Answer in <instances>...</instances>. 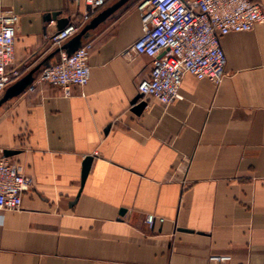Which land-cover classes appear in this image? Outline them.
<instances>
[{"label":"crops","instance_id":"1","mask_svg":"<svg viewBox=\"0 0 264 264\" xmlns=\"http://www.w3.org/2000/svg\"><path fill=\"white\" fill-rule=\"evenodd\" d=\"M143 1L87 33L90 82L66 93L36 81L67 54L69 40L51 41L59 21L79 22L86 6L0 0V16L18 19L9 71L21 76L8 88L31 78L0 105V157L35 180L22 210H0V264H264V22L221 38L220 85L185 74L182 100L143 99L137 114L152 69L151 57L132 51ZM149 215L164 221L150 227Z\"/></svg>","mask_w":264,"mask_h":264},{"label":"built area","instance_id":"2","mask_svg":"<svg viewBox=\"0 0 264 264\" xmlns=\"http://www.w3.org/2000/svg\"><path fill=\"white\" fill-rule=\"evenodd\" d=\"M77 1L87 8L82 19L57 31L51 38L53 46L60 47L76 36L107 0ZM138 10L142 36L133 44L132 51L152 58L149 77L139 84L138 91L143 99L151 98L165 106L182 100L185 74L220 85L227 62L221 38L232 32H249L264 22V7L257 0H144ZM17 21L16 16L7 12L0 16V98L21 76L20 69L9 71L14 61ZM92 51V43L86 42L73 54H64L58 63L42 70L36 84L62 87L66 93L73 86H87ZM34 187L32 176L21 173L10 160L0 157V210H22L24 194ZM156 221L162 223L164 219L146 217L150 227ZM212 259L227 262L231 258Z\"/></svg>","mask_w":264,"mask_h":264},{"label":"water","instance_id":"3","mask_svg":"<svg viewBox=\"0 0 264 264\" xmlns=\"http://www.w3.org/2000/svg\"><path fill=\"white\" fill-rule=\"evenodd\" d=\"M131 0H120L113 6L103 10L100 14H98L95 18L89 22L83 30H81L76 36H74L71 40H69L66 45L64 46V49H66V52L68 55L73 54L76 52L81 46L83 38L86 37L87 33L91 30L96 29L99 27L102 23L106 22L110 17H112L120 8H122L124 5H126ZM58 14H52L47 16V20L52 21L54 20ZM68 20L63 19L59 21V31L65 29L67 26ZM31 83V78H25L19 82H17L15 85L9 87L5 94L0 98V105H2L4 102L9 100L10 98L20 94L22 91L25 90V88ZM133 104H136L135 112L137 114H140L147 106V102L143 100V95L139 94ZM17 152L11 151V150H5L4 156L9 157L10 155L16 154ZM94 157L88 156L85 158L84 164H83V172H82V184H84L87 175L90 171L91 165L93 163ZM122 214L124 213V210L121 211Z\"/></svg>","mask_w":264,"mask_h":264}]
</instances>
